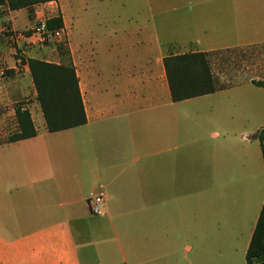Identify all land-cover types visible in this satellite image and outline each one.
I'll return each instance as SVG.
<instances>
[{"label": "crops", "instance_id": "0c3cea01", "mask_svg": "<svg viewBox=\"0 0 264 264\" xmlns=\"http://www.w3.org/2000/svg\"><path fill=\"white\" fill-rule=\"evenodd\" d=\"M66 1L0 17V70H9L0 77V104L9 106L0 115V172L15 176L0 185V264H247L264 201V137L254 135L264 127V87L253 83L264 80V60L179 101L163 60L264 51V0ZM45 9L62 16L86 115L54 132L27 65L43 57L22 47L32 38L24 31L50 17ZM29 91L34 100L23 108L36 134L8 141L19 128L16 120L9 133L5 116ZM100 189L102 213L92 214L86 200Z\"/></svg>", "mask_w": 264, "mask_h": 264}, {"label": "trees", "instance_id": "16d2710c", "mask_svg": "<svg viewBox=\"0 0 264 264\" xmlns=\"http://www.w3.org/2000/svg\"><path fill=\"white\" fill-rule=\"evenodd\" d=\"M55 0H0V17L4 10L27 8L29 16L33 5ZM60 13L46 19L48 29L63 28ZM29 34L30 32H25ZM62 44H58V49ZM68 62L55 63L39 58H28L27 65L36 91V100L40 106L46 128L49 132L68 129L86 122L75 68ZM210 52L170 53L164 57L167 82L173 101H179L207 93L220 88L209 65ZM23 59H21V62ZM264 87V80H253ZM15 116L19 131L10 135L8 141L32 137L36 134L29 111L20 104L15 107ZM260 140L264 137V127L254 134ZM247 264L264 262V201L255 224L245 254Z\"/></svg>", "mask_w": 264, "mask_h": 264}, {"label": "rangeland", "instance_id": "374dc122", "mask_svg": "<svg viewBox=\"0 0 264 264\" xmlns=\"http://www.w3.org/2000/svg\"><path fill=\"white\" fill-rule=\"evenodd\" d=\"M67 6V1L64 0V6ZM51 9H55V5H52ZM67 9H69L71 16L75 19L77 18V8L76 6H73L71 9L68 6ZM46 14L48 16H52L51 13H49V9L46 10ZM59 12H54L53 14H58ZM61 15V14H60ZM65 26V24H64ZM66 33H68L71 28L69 23L66 25ZM30 32V29H27L24 31ZM64 35L61 36L58 39H49L47 41L41 42L39 40L37 41H29L31 43H23L22 47L25 46L27 50H30L31 54H35L37 56L43 57V60L51 61V62H68V56L66 53V42H69V36L68 34L63 33ZM76 36V33L74 34ZM58 44H62V47L58 49ZM17 55H20V51H18ZM209 59V65L211 68V72L215 77V80L217 81V84L221 87L227 84V76H229V72H232L234 70H246V65H256L261 66L264 60V51L261 47H252V48H241V49H233V50H220L215 52H210V55L208 57ZM9 70L7 69V65L4 66L3 69V77H7L9 74L7 73ZM225 76V77H224ZM224 77V79L222 78ZM226 78V79H225ZM225 80V81H224ZM33 94L29 91L27 95L22 98L19 102L22 106L26 104H31L33 102ZM15 104H13V107ZM8 105L5 103L0 104V115L3 113H6L8 109ZM33 114L35 116V111L32 108ZM5 119L7 122V129L11 133L13 125L16 123V117L15 115H6ZM44 148V147H43ZM1 150V148H0ZM7 151H13L12 148L6 149ZM38 151H43L41 149H38ZM8 176V178H7ZM2 174L0 172V185L2 186H11L14 184L15 176L13 174L8 175ZM27 181L33 180L34 178L30 176L29 174L24 176ZM8 179V180H7Z\"/></svg>", "mask_w": 264, "mask_h": 264}, {"label": "built area", "instance_id": "2783aa9c", "mask_svg": "<svg viewBox=\"0 0 264 264\" xmlns=\"http://www.w3.org/2000/svg\"><path fill=\"white\" fill-rule=\"evenodd\" d=\"M46 19L45 17L41 16L37 20V22L30 28L31 34H29L32 38L28 39L29 41H47L49 39H58L61 36H63V28L60 29H48L46 27ZM12 38H20L23 37V33L21 32H14L12 30H8ZM25 41V43H31L29 41ZM20 52V61H21V55ZM3 71L0 70V77L2 76ZM105 201V193L102 189H100L95 194L89 196L86 200L87 206L89 208V211L92 214H101L103 209V204Z\"/></svg>", "mask_w": 264, "mask_h": 264}, {"label": "water", "instance_id": "95a60500", "mask_svg": "<svg viewBox=\"0 0 264 264\" xmlns=\"http://www.w3.org/2000/svg\"><path fill=\"white\" fill-rule=\"evenodd\" d=\"M261 264H264V262H262Z\"/></svg>", "mask_w": 264, "mask_h": 264}]
</instances>
